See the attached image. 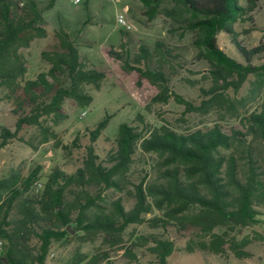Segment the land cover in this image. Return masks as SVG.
<instances>
[{
    "label": "trees",
    "instance_id": "obj_1",
    "mask_svg": "<svg viewBox=\"0 0 264 264\" xmlns=\"http://www.w3.org/2000/svg\"><path fill=\"white\" fill-rule=\"evenodd\" d=\"M54 1L0 0V100L14 104L11 112L15 117L13 132L0 129V150L25 127L38 130L40 144L56 141L53 128L67 119L64 102L72 100L78 108L88 107L93 98L86 88L99 91L111 74H118L117 69L129 88L141 89L148 84L156 89L152 103L165 104L173 97L188 112L225 104L226 89L237 91L249 74L264 71V64H251L260 48L246 50L237 42L234 24L244 13L237 0H136L148 8L150 17L162 2L175 5L180 9L177 21L195 33L193 43L209 65L211 80L209 89H201L206 99L199 107L171 91L165 67L175 57L161 42L152 49L140 45L133 56L116 51L114 46L104 48L113 65L107 72L90 64L70 34L58 29L54 49L40 52L47 69L34 79L24 80L28 61L23 51L47 37L43 14ZM256 1L248 3L254 7ZM166 13L173 16V12ZM183 13L187 15L184 18ZM221 33L230 39L242 62L218 47ZM123 47L121 44L120 49ZM110 118L106 114L88 131L91 144L86 147L82 166L73 173L55 166L41 182L40 166L27 174L20 168L0 170V264H45L50 245L69 235L68 226L86 235L108 237L111 244L133 224L146 225L150 230H173L181 238L192 229L184 248L189 254L199 250L226 255L231 251L240 259L251 255L246 247L252 239H237L233 233L257 224L264 211V165L257 148L264 146V101L243 117V131H226L215 124L180 133L165 126L150 129L147 124L122 123L116 148L102 158L92 144ZM136 119L141 120V115ZM233 148L241 155L227 153ZM138 153L159 157L155 175L131 184L128 191L134 204L129 210L120 198L105 203V191L121 193L130 184L129 171ZM261 239L256 235L254 240ZM136 249L146 250L155 264H169L175 243L153 233L137 235L125 253L132 264L137 263ZM102 256L92 257L85 264H99Z\"/></svg>",
    "mask_w": 264,
    "mask_h": 264
},
{
    "label": "rangeland",
    "instance_id": "obj_2",
    "mask_svg": "<svg viewBox=\"0 0 264 264\" xmlns=\"http://www.w3.org/2000/svg\"><path fill=\"white\" fill-rule=\"evenodd\" d=\"M48 2L50 0H35ZM55 0L53 7L43 16L47 23V37L36 40L24 50L28 61V70L24 80H31L47 69V64L40 58L41 51L54 49L57 41L54 32L65 30L75 40L79 53L96 69L110 71L111 61L104 54V48L114 46L116 51L133 56L140 45L152 49L156 42L164 43L175 58L169 59L165 70L170 78L173 93L199 107L206 97L201 89L211 86L206 60L202 59L200 50L193 43L195 33L186 30L184 24L177 20L180 9L169 2L160 3L156 13L150 17L148 8L136 0ZM244 13L234 24L237 42L246 50L260 48V52L251 58L254 67L264 64V0H257L251 7L248 0H237ZM166 12H173L169 16ZM186 13L182 17H186ZM121 18L123 22H119ZM182 18V19H183ZM124 47L120 49V45ZM218 47L230 57L242 62L230 39L223 33L217 36ZM116 65V64H115ZM111 74L102 84L99 91L91 87L86 90L92 95L88 107L78 108L72 100H66L62 106L67 119L53 129L57 132V140L40 144L41 137L35 128L25 127L8 144L0 150V170L20 168L24 174L40 166V181L44 182L53 167L57 166L70 174L82 166L86 147L90 145L88 131L93 129L102 118L111 116L106 129L92 144L100 157L116 148L115 138L118 126L128 123L142 127L143 124L152 129L165 126L180 133L197 129H207L217 124L224 130H244L243 117L260 107L264 101V71L249 74L241 87L225 90L227 102L211 104L205 109L186 111L185 107L170 98L167 103H152L151 99L157 93L156 89L145 84L141 89L129 88L123 73ZM2 95L0 94V97ZM14 104L0 100V129L5 127L14 131L15 117L12 114ZM141 115V120L136 116ZM78 138L77 144L72 145ZM65 146L67 148H65ZM264 165V146L257 145ZM240 151V150H239ZM236 149L227 153L240 156ZM160 159L155 154L138 153L130 168L128 179L130 184L123 192L107 190L103 193L105 203L120 198L126 210H129L134 199L129 194L132 183L139 182L143 177L152 178ZM129 190V191H128ZM148 218L152 215H147ZM69 235L61 242H53L46 254L45 264H85L92 257L102 256L99 264H132L126 249L137 235L149 233L162 235L174 240L175 250L169 257V264H264V211L257 224L234 231L237 239L245 236L252 239L246 247L251 254L248 258H237L231 251L226 255H215L196 250L189 254L185 244L193 232L188 230L181 238L173 230L164 232L162 229L150 230L146 225H129L115 244L102 235H86L67 228ZM222 232V230H216ZM256 235L261 240H254ZM35 245V241H32ZM136 264H155L154 257L144 249H136ZM82 261V262H81Z\"/></svg>",
    "mask_w": 264,
    "mask_h": 264
},
{
    "label": "built area",
    "instance_id": "obj_3",
    "mask_svg": "<svg viewBox=\"0 0 264 264\" xmlns=\"http://www.w3.org/2000/svg\"><path fill=\"white\" fill-rule=\"evenodd\" d=\"M80 1L79 0H74V4H78ZM119 22H123V20L121 18L118 19Z\"/></svg>",
    "mask_w": 264,
    "mask_h": 264
},
{
    "label": "crops",
    "instance_id": "obj_4",
    "mask_svg": "<svg viewBox=\"0 0 264 264\" xmlns=\"http://www.w3.org/2000/svg\"><path fill=\"white\" fill-rule=\"evenodd\" d=\"M80 3V2H79Z\"/></svg>",
    "mask_w": 264,
    "mask_h": 264
}]
</instances>
